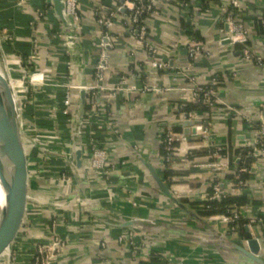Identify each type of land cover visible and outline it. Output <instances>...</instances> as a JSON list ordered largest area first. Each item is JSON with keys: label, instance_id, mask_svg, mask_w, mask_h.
<instances>
[{"label": "crops", "instance_id": "crops-1", "mask_svg": "<svg viewBox=\"0 0 264 264\" xmlns=\"http://www.w3.org/2000/svg\"><path fill=\"white\" fill-rule=\"evenodd\" d=\"M126 1H83L79 34L87 83L93 81V70L101 53L98 44L103 35L97 23L98 17L119 8L124 9L119 14L127 16ZM237 1L240 4L238 12L229 5L230 0H156V12L148 17L147 25L149 36L158 50V59L167 65L165 70L152 67V59L138 47L131 26L117 20L114 22L111 30L113 49L107 52L110 70L106 73L105 83L114 85L125 79L128 85L172 90L162 96L144 93L135 94L133 98L125 93L115 96L108 92L100 93L99 102L106 103L111 113L110 120L106 121L112 128L97 124L91 134L101 146H106L110 161L118 169L112 178L116 196L112 204L108 203L105 192L94 190L97 186L94 174L85 176L83 168L77 167L76 173L69 169L74 188L68 198V209L58 213L59 219L64 218L63 223L58 222L60 234L69 245L68 255L62 258L64 264H258L232 250L233 244L247 248L251 239L258 240L261 248L258 257L264 264V168L259 166L264 163L258 160L252 165L254 179L247 183L246 190L254 203L247 205L244 211L247 217L258 220V224L249 231L248 224L245 225L250 236L248 239L242 236V230H238L236 238L227 236L228 226L219 219L213 220L215 216L210 217L212 220L204 218L214 228V234L187 217L161 195L146 167L139 161L142 158L153 167L176 198L203 202L215 176L220 175L219 171L185 162L183 154L186 148L197 143L192 133L186 135L188 142L182 146L184 152L181 156L176 157L170 166L163 167L160 159L165 152L162 135L168 128L181 131L180 107L184 103L181 89L195 84L208 85L215 76L222 75L225 82L219 87L220 96L237 110L239 117L220 108L204 114L212 124L216 140L228 151L224 163L229 171L241 170L242 160L237 152L255 143L256 131L264 122V64L257 67L245 63L241 56V49L246 46L264 59V0ZM43 3L44 0H28L24 8H19L15 0H0V27L7 26L10 32L8 38L4 36L3 45L7 53L10 48L16 50V59L20 56L25 59L33 55L34 44L37 43V65L47 71L52 80L64 83L68 78L70 57L60 46L64 36H59L61 24L54 11L47 8L43 19H40L38 10ZM224 10L234 11L236 21L249 31L247 45L225 42ZM250 16L262 21V33L251 20L243 23L242 18ZM34 22L38 24L33 32L31 24ZM185 23L192 25L200 40L188 35L183 29ZM195 43H200L205 52L192 59L188 52ZM234 73L238 74L236 80L232 79ZM17 78L21 75L18 74ZM76 101L77 92L73 91L72 107ZM87 110L88 104L85 113ZM59 116L63 118L61 114ZM49 125L50 122H46V126ZM114 129L119 130V136L113 134ZM85 131L88 132V126ZM86 133L84 137L86 135L87 138L89 134ZM203 152L198 150L194 155L203 159ZM165 175L169 177L164 179ZM36 180H39L38 176ZM34 190L38 197L43 188L34 187ZM244 192H233V196H242ZM93 194L100 205L90 207L82 204L87 203ZM71 212L78 215L76 222L69 219ZM131 222L150 225L129 226ZM168 226L176 229H168ZM130 229L142 234L137 238V244L142 245H136V250H127L117 240L119 233ZM197 232L212 233L213 237L205 238ZM145 233L151 238L144 239ZM145 242L150 243L151 249L145 246ZM17 243L18 237L0 255V264L9 262L10 248L16 246L17 250Z\"/></svg>", "mask_w": 264, "mask_h": 264}, {"label": "built area", "instance_id": "built-area-1", "mask_svg": "<svg viewBox=\"0 0 264 264\" xmlns=\"http://www.w3.org/2000/svg\"><path fill=\"white\" fill-rule=\"evenodd\" d=\"M15 1L20 7L28 2V0ZM83 1L84 0H65L66 13L68 17L76 24L78 32L81 29V15L84 7ZM126 5L128 6L130 12V14L127 16L120 15L119 8L112 10L107 15H101L98 17L97 23L100 26L103 35L101 42L98 44L101 49V53L93 70V81L88 82L87 86L85 87L88 94L87 104L89 110H87L84 116L82 137H84V134L86 133V126H88V132L86 134L89 135L87 136V138L86 135L83 139L81 138L80 142H75L72 137V93L76 90V88L74 86H71L70 81H68L70 80V60H68L67 63V67L69 70L68 78L67 81L64 83L60 82L59 80H52L48 72L41 69L37 65L36 62L39 52V45H37V43L34 44L33 55L29 56L24 60V66H21V57H18L17 59L19 61L17 60V63L19 65H17L15 61V65H17V68H9L12 80L13 76L16 75V73L17 76L18 74L21 75V78H16L15 80H13L14 83H19L18 88L21 89L25 85H28L29 87H32L31 90H33L35 94H37V91L39 92L42 89H45V87L46 89L51 88V90H53L54 95H48V98H46L45 100V105L40 106L41 109L42 107L44 108L46 117L38 118L37 122L40 125H44L46 124V122L51 123L52 121L53 126L57 127V129L60 130L62 127H60L61 124H59L60 122H58V119L60 121L59 115L61 114V116L64 118V124L69 126V129L67 130H69V134H71L70 148L72 147V149L71 151L70 149L68 151V148H64V150L62 149V154L58 155V159H60L61 161L59 164H63V166H65L67 169L74 170V168H76V150L81 149L83 152L84 163L83 173H85V176L90 173L94 174V178L97 181V186L94 190L105 192L108 196V203L110 204H112L116 196V193L114 192V189L112 187V178L114 174L117 173L118 169L116 168L115 163H112L110 161L108 151L105 148L106 146H101L100 142L97 141L95 137L91 134L93 132V128L97 124H105L107 127H111V124H108V122L106 121L110 120L111 113L107 109L106 103L99 102L100 93L108 92L112 96L118 95L120 93H125L126 95H130L133 98L135 94L139 95L144 93H152L158 96H162L166 92L172 90L171 88L163 89L148 85H144L141 87L136 85H128L125 79L120 80L117 84L114 85L110 83H105L106 73L110 70V64L107 53L109 51L106 49V47L110 45L113 49L111 30L114 27V22L116 20L123 23V25L125 26L129 25L133 28V31L135 32V41L138 47L145 51L147 54H149L150 58L152 59L151 65L154 69L165 70L167 68L165 62L161 59H158V50L156 44L149 36V27L147 25L148 17L154 15L156 12V0H127ZM229 5L237 12L240 9V4L237 0H230ZM47 8L53 10L51 0H44L42 8L38 10L40 19H43L44 13L46 12ZM236 20L237 18L234 11L227 12L226 10H224L222 22L223 25L228 28V31L225 32V34L227 35L226 40H230L233 45H247L249 31L245 29L243 24L238 23ZM37 24L38 23L36 22L31 24L33 32ZM62 35L63 34L60 32L59 36L61 38ZM79 38L81 39L80 34ZM105 39L109 40L108 44L104 42ZM60 46L62 49H64L65 54L69 56V45L65 38L63 39V41H61ZM204 52L205 49L203 48V46L200 43H195L190 46L188 55L190 58L196 59L202 54H204ZM241 56L243 62L245 63L253 64L257 67H261L264 64L263 57L254 54L250 47L244 46L241 49ZM6 58L8 60V65H10L12 59H9L10 57L8 54ZM232 79H238V74L234 73L232 75ZM26 91L28 92L27 89ZM181 91L184 92V103L180 107L181 131L177 132L172 128H168L163 133L162 142L164 143L165 154L160 158L162 165L165 168L170 166L174 162L175 158L181 156V154L184 152L182 146H185L188 142V138L184 133V123L187 121L192 122L193 125L191 129H194L196 131L194 138L196 139L197 143L194 146L186 148V152L185 154H183L185 157L184 160L185 162L195 167L209 168L214 170L215 172L219 171L220 175H217V177L215 176V180H213L212 183L213 193L211 195H206L202 201L212 202L220 200L229 192V189H226L224 186L226 174L230 173L234 175L235 178L239 179L241 174L247 172V169L244 168L237 172L229 171L227 164L224 163V155H222L224 145L216 140L215 133L212 130V124L207 121V116L204 114V112H209L210 110L220 108L221 110L232 114L234 117H239V113L233 107H230L220 96L219 82L216 77H214L208 85L203 86L195 84L190 88H183L181 89ZM16 94H18L17 91ZM35 94L31 98V103L36 102L37 100V95ZM60 95L62 99L59 102L58 97ZM19 102H21V100H19ZM59 106H61L60 110H58ZM40 119H43V121H40ZM37 128L40 129L38 132L42 131L43 134H40L42 136L37 135L36 137L38 138H36L33 142V148H35L36 150L35 153L37 154V157L42 161V163H44L43 160L47 162L51 161L54 163V155L51 156L50 154L46 153V151L55 148L52 144H58L60 142L59 134L65 129H61L60 131L57 130V132L54 133L55 135H50L49 133H47L46 130H44L42 126H37L36 129ZM113 134L119 136L120 132L118 129H114ZM249 148H252L254 155L258 158L260 162L264 163V122H262L261 128L256 133L255 143L249 146ZM198 150L206 152L208 151V155H205L203 159L198 158L194 155V152ZM30 154H32V152H30ZM35 165L33 168V177L34 181H38L36 180V176L39 175L38 172L41 173V171L43 170V174H45L44 171L46 170L42 168L41 171H37ZM52 184L56 187L55 181H52ZM245 185H247V183L245 184L241 182L240 186H238V189L234 192L243 191V188L241 187H244ZM73 187L74 186L71 187L66 185L59 188L61 189L62 194L66 193V196H70ZM99 203L100 202L96 198H94L93 194V197L89 199L87 203L82 204L93 207L96 205H100ZM54 205L56 206V204H53V206ZM77 218L78 215L75 212L69 213V219L73 222H76ZM57 219V222H62L64 218L59 219L58 216ZM215 219L221 220L228 226L227 230L225 231V234L232 238L237 237L239 230L237 223L242 219H246L248 221L249 229L258 224V220H256L255 218L247 217L246 211H244V209L240 210L238 208H232L228 210L226 214L216 215L213 220ZM40 231H42V229L38 220L36 229L37 235L35 236V239L40 237ZM46 231L48 233L49 227H46ZM43 235H45V232L42 233L41 237H43ZM59 235L60 234L58 232H55L54 235L48 236L50 240L47 242L53 244V246L45 247V245L41 244V246L38 247V250H36V240H34L30 258L26 264H62V262L64 261H60L59 258L66 255L67 250L66 248L63 251L55 250L57 248L55 240H58L56 238ZM140 236H142V234L138 233L135 229L124 230L123 232L117 235V240L127 250H136V239ZM143 236L145 239H147V236L150 235L148 233H145ZM102 246H105V242L102 244ZM145 246L151 249L150 243L145 242ZM60 253H62L63 255Z\"/></svg>", "mask_w": 264, "mask_h": 264}, {"label": "water", "instance_id": "water-1", "mask_svg": "<svg viewBox=\"0 0 264 264\" xmlns=\"http://www.w3.org/2000/svg\"><path fill=\"white\" fill-rule=\"evenodd\" d=\"M51 3L54 15L61 24V33L69 45L71 63L69 81L70 85L74 86L77 92V101L74 107H72V135L75 142H80L88 99L85 89L87 86L86 62L82 42L79 38L76 24L66 13L65 0H51ZM120 11L124 12V9H120ZM226 31H228L227 27ZM104 42L108 44L109 40L105 39ZM225 42L231 43L230 40H226ZM106 49L108 51L112 50L110 45ZM7 68L8 70L5 73L0 71V189L5 200L4 206L0 209V218H2L0 255L18 237L15 256L6 264H26L32 252L37 229L36 196L31 154L26 141V125L20 112V104L16 91L12 87L13 80L9 72L10 66L7 65ZM192 125L190 121L184 123L185 135L196 134V131L191 129ZM76 160L75 172L78 168L82 169L84 166L81 149H78L76 152ZM139 161L140 164L146 167L148 174L162 196L172 202L187 217L199 222L214 234L215 230L208 220L206 221L186 205L182 204L181 200L183 198L173 196L170 188L166 186L158 172L144 159L139 158ZM259 166L264 168V164H259ZM209 220H212V218H209ZM128 225L149 226L150 223L131 222ZM168 229L175 230L176 228L168 226ZM247 229L249 231L248 227ZM212 233L197 232V234L205 238H212ZM232 247L235 253L245 256L258 264H263V261L258 257L261 249L258 240H249L247 248L237 244H233Z\"/></svg>", "mask_w": 264, "mask_h": 264}, {"label": "rangeland", "instance_id": "rangeland-1", "mask_svg": "<svg viewBox=\"0 0 264 264\" xmlns=\"http://www.w3.org/2000/svg\"><path fill=\"white\" fill-rule=\"evenodd\" d=\"M19 8H24V5H22L21 7L18 6ZM0 25H2L0 23ZM9 31L7 29V26H1L0 27V47H1V51H0V71H2L3 73H5L8 68H7V54L9 55V59H12L11 63H10V68H14L17 67V65H19L17 63V59L14 58V56H16V50H14L13 48H10V50H8V53L6 52L7 50L5 49L3 42H5V37L8 38L9 35ZM5 36V37H4ZM12 49V50H11ZM21 57V56H20ZM21 59V66L23 65L24 60L22 57ZM15 61L16 64L15 65ZM10 71V70H9ZM17 78V75L13 76V80H15ZM18 79V78H17ZM50 84V83H49ZM18 85V86H17ZM13 87L15 89V91H17L18 94L17 95V99L21 100V102H19L20 104V112L23 118L24 123L27 125L26 127V141H27V145H28V150L30 152H32L31 154V160H32V166L35 168L37 171H41L42 168H44V173L43 174V170L40 172H38V181H34V187L35 188H43V190L41 191V193L39 194V196L36 198V218L37 220H39L40 222V227L42 229V231H40V237H38L35 242V247L36 250H38L39 246H41V244L45 245V247H50L53 246V244L48 243L47 241L50 240V238L48 236L50 235H54L55 232H58L60 234L59 231V224H58V219L56 216H59V212H64L65 210L68 209L69 203L68 198L69 196H66V193L62 194L61 191V187L62 186H74V179L73 177L70 175V171L69 169H67L65 166H63V164H59L61 161L60 159H58V155L62 154L64 148L67 149L68 151L70 149V135L69 134V126L66 124H61L60 127H62L61 129H65L63 132H61L59 134L60 136V142L58 144H52L55 148L53 149H49L46 151V153L50 154L51 156H53V160L54 163L51 161H45L43 160L44 163H42V161L37 157V154L35 153V148H33V142L36 138L37 135L43 134V132H38L40 129H36L37 126H42L44 128V130L47 131V133H49L50 135H55L54 133L57 132V127L53 126V123L51 121L49 126H46V124L44 125H40L37 120L40 117H46V113L44 112V108L42 107V109L40 108V106L45 105V100L46 98H48V95H54L53 90H51V88H47L45 87V89H42L41 91H37V94L34 93L32 89V87H29L28 85H25L24 87H22L21 89L18 88L19 87V83H14L13 82ZM28 90V92L26 91V89ZM30 91V92H29ZM35 95H37V100L36 102H32L31 103V98ZM59 94V93H58ZM59 98V102L61 101V96L58 97ZM61 106L58 107V110H60ZM54 115V114H53ZM48 116V115H47ZM49 117V116H48ZM40 121H43V119H40ZM64 121V120H63ZM58 122L59 121L58 119ZM39 124V125H37ZM56 128V129H55ZM60 129V130H61ZM59 130V131H60ZM42 136V135H40ZM47 142V141H46ZM50 143V142H49ZM61 143V144H60ZM63 149V150H62ZM50 156V157H51ZM47 160V159H46ZM52 181H55L56 187L53 186ZM60 187V188H59ZM74 188V187H73ZM73 190V189H72ZM53 204H56V206ZM71 216V215H70ZM72 221V220H71ZM46 227H49V231L47 233L46 231ZM45 229V230H44ZM97 231V229H94ZM45 232V235H43V237H41L42 233ZM50 232V233H49ZM48 234V235H47ZM37 234H35L36 236ZM150 236H147V239H150ZM55 240L56 246L57 248L55 250H60L63 251L65 248L66 250H68V242L66 240V238H63V236L60 234ZM145 239V238H144ZM138 240L136 239V242ZM142 245V244H137ZM73 252V251H72ZM69 251H66V254L68 255ZM62 254V253H60ZM63 255V254H62ZM63 256L59 258L60 261H64ZM62 264H64V262H62Z\"/></svg>", "mask_w": 264, "mask_h": 264}, {"label": "trees", "instance_id": "trees-1", "mask_svg": "<svg viewBox=\"0 0 264 264\" xmlns=\"http://www.w3.org/2000/svg\"><path fill=\"white\" fill-rule=\"evenodd\" d=\"M130 12L128 13V15ZM252 21L254 26L259 32H263V24L262 21L254 19L253 16L250 17H244L242 18L243 23L247 21ZM183 29H185L189 36L200 40V35L198 32H196L192 25L189 23H185L183 25ZM248 44V43H247ZM218 79L219 87L224 86L225 80L223 79L222 75L215 76ZM189 110V109H188ZM204 112V111H201ZM207 112V111H205ZM60 123H64L63 118L60 119ZM261 127V126H260ZM258 127V130L259 128ZM257 130V131H258ZM256 131V133H257ZM228 153L227 149L224 147V150L222 151V155L226 156ZM165 152L163 151L164 155ZM201 155H208V151H204ZM237 155L241 158L242 162L239 166L241 169H247V173L241 174L240 178H235L232 174H227L225 177V183L224 186L226 189H229V192L222 197L220 200L212 201V202H191L189 200L183 199L181 200L182 204L186 205L188 208H190L193 212L201 216L202 218H210L216 215L220 214H226L228 210L232 208H238V209H244L247 205L254 203L249 198V191L246 190L247 185H245L243 188L244 194L242 196H233V192L238 189V186H240V183H248L251 182L252 179H254V174L252 173V165L258 161V158L254 155V152L252 148H244L237 152ZM169 175H165L164 179H167ZM213 193V186L209 189L208 194L211 195ZM179 210V209H178ZM248 224V221L246 219H242L237 223L239 230H242V236H245L246 238H250V236L246 233L245 225Z\"/></svg>", "mask_w": 264, "mask_h": 264}, {"label": "bare ground", "instance_id": "bare-ground-1", "mask_svg": "<svg viewBox=\"0 0 264 264\" xmlns=\"http://www.w3.org/2000/svg\"><path fill=\"white\" fill-rule=\"evenodd\" d=\"M12 87H13V83H12ZM13 89H14V87H13ZM4 204H5L4 195H3V193H2V191L0 189V209L4 206ZM0 219H1L0 220V229H1V221H2V218H0ZM15 253H16V246L15 247L12 246L10 248V258H9V260H11L12 258H14Z\"/></svg>", "mask_w": 264, "mask_h": 264}]
</instances>
